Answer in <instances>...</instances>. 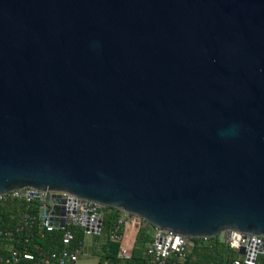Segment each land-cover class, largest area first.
I'll return each mask as SVG.
<instances>
[{
  "label": "water",
  "instance_id": "obj_1",
  "mask_svg": "<svg viewBox=\"0 0 264 264\" xmlns=\"http://www.w3.org/2000/svg\"><path fill=\"white\" fill-rule=\"evenodd\" d=\"M22 186L95 232L110 206L264 235V0H0V193Z\"/></svg>",
  "mask_w": 264,
  "mask_h": 264
},
{
  "label": "built area",
  "instance_id": "obj_2",
  "mask_svg": "<svg viewBox=\"0 0 264 264\" xmlns=\"http://www.w3.org/2000/svg\"><path fill=\"white\" fill-rule=\"evenodd\" d=\"M7 198H21L26 204L13 226L0 227V264H79V254L82 252L85 235L98 233L91 230L95 227L98 215L95 212L86 213L88 209H94L95 205L91 207L89 201L66 191H37L30 186L0 193V202ZM52 198L55 200L52 201ZM34 199L38 200L39 207L36 212H31L29 203ZM53 205L60 208V213H49ZM50 216L56 219L57 225L50 222ZM99 216L101 217V213ZM139 220L137 216L120 211L111 224L108 236L109 239L119 242L116 253L118 258L125 260L130 257L133 240L128 241L124 231L128 222L137 225ZM62 221L63 225H59ZM69 224L80 226L84 231V237L76 240L74 245H71L74 233L67 227ZM35 226L49 231L62 229L60 245L50 249L39 247L35 252L31 251L28 245ZM151 229L152 239L144 247L146 258L144 264H179L185 258L191 237L163 227L151 225ZM220 236L237 252L243 247L244 252H238L241 257H234L229 262L207 261L196 264H255L257 256L264 253V235L228 230L225 236ZM103 264L107 262L103 261Z\"/></svg>",
  "mask_w": 264,
  "mask_h": 264
},
{
  "label": "trees",
  "instance_id": "obj_3",
  "mask_svg": "<svg viewBox=\"0 0 264 264\" xmlns=\"http://www.w3.org/2000/svg\"><path fill=\"white\" fill-rule=\"evenodd\" d=\"M25 204L26 203L21 198H7L1 201L0 227L13 226L23 212ZM38 207L39 202L36 199L29 203V210L31 212H36ZM119 213L120 211L118 209L106 206L105 210L101 212L102 223L100 231L91 235L93 239L103 237V241L101 244L99 243L97 264H103V261H106L107 264H119L122 261L128 262L135 258L136 251H139L141 247H145L152 239V233L150 231L151 224L140 219L133 238L130 257L125 260L118 258L116 253L119 242L109 239L108 230ZM67 227L74 233L71 245H74L76 240L84 237V231L80 226L69 224ZM62 232V229H53L49 231L35 226L32 230V237L28 248L35 252L39 247L43 249L58 247L60 245ZM142 253H144V248ZM234 257H241V255L236 250L229 247L219 234L210 237H191L189 238V245L185 258L179 264H196L197 262L207 261L229 262ZM255 264H264V253L257 256Z\"/></svg>",
  "mask_w": 264,
  "mask_h": 264
},
{
  "label": "crops",
  "instance_id": "obj_4",
  "mask_svg": "<svg viewBox=\"0 0 264 264\" xmlns=\"http://www.w3.org/2000/svg\"><path fill=\"white\" fill-rule=\"evenodd\" d=\"M137 228H138V224L133 225L130 222L127 223L124 232H125V237L128 241L133 240V235L136 232ZM150 230L152 233V229ZM98 250H99V247L98 246L94 247L93 243H92V246L90 243H88V245L86 246L84 244L82 248V252L79 254V259H78L79 264H97ZM119 264H121V262Z\"/></svg>",
  "mask_w": 264,
  "mask_h": 264
},
{
  "label": "rangeland",
  "instance_id": "obj_5",
  "mask_svg": "<svg viewBox=\"0 0 264 264\" xmlns=\"http://www.w3.org/2000/svg\"><path fill=\"white\" fill-rule=\"evenodd\" d=\"M141 230H143V229H141ZM89 240H90V242H89ZM102 241H103V237L93 239L92 236L90 237V235H87V234L84 237V244H85V246L88 245V243H90L91 246H92V243H93V245L95 247V243H96V246L99 247ZM143 248L144 247H141L139 251H136L135 258L129 260L128 262L127 261H122L121 264H144L146 258L144 256V253H142L143 252Z\"/></svg>",
  "mask_w": 264,
  "mask_h": 264
}]
</instances>
